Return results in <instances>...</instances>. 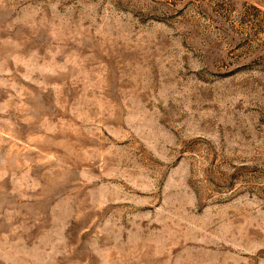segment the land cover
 I'll use <instances>...</instances> for the list:
<instances>
[{
	"label": "rangeland",
	"instance_id": "374dc122",
	"mask_svg": "<svg viewBox=\"0 0 264 264\" xmlns=\"http://www.w3.org/2000/svg\"><path fill=\"white\" fill-rule=\"evenodd\" d=\"M0 264H264V0H0Z\"/></svg>",
	"mask_w": 264,
	"mask_h": 264
}]
</instances>
